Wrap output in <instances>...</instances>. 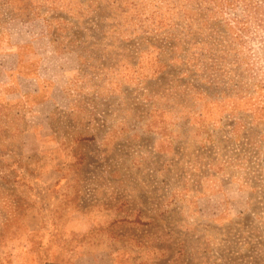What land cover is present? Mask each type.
Returning <instances> with one entry per match:
<instances>
[{"label": "rangeland", "instance_id": "1", "mask_svg": "<svg viewBox=\"0 0 264 264\" xmlns=\"http://www.w3.org/2000/svg\"><path fill=\"white\" fill-rule=\"evenodd\" d=\"M0 264H264V0H0Z\"/></svg>", "mask_w": 264, "mask_h": 264}]
</instances>
